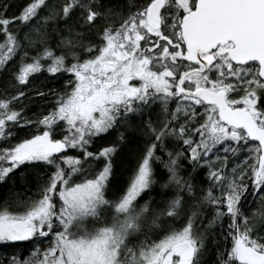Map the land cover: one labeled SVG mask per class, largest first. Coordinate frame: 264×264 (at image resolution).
<instances>
[{
    "label": "snow or ice",
    "instance_id": "snow-or-ice-1",
    "mask_svg": "<svg viewBox=\"0 0 264 264\" xmlns=\"http://www.w3.org/2000/svg\"><path fill=\"white\" fill-rule=\"evenodd\" d=\"M8 7L0 182L35 188L0 199V264H203L209 238L214 264H264V0Z\"/></svg>",
    "mask_w": 264,
    "mask_h": 264
},
{
    "label": "trees",
    "instance_id": "trees-1",
    "mask_svg": "<svg viewBox=\"0 0 264 264\" xmlns=\"http://www.w3.org/2000/svg\"><path fill=\"white\" fill-rule=\"evenodd\" d=\"M21 2H22V0H0V4H8L9 5V7L7 9V15H9V16L16 13L17 5ZM0 10H2V9H0ZM0 38H2V36H0ZM38 81H42L44 87L51 88V89H59L61 84H62V81L51 80V79L45 80L43 77H39ZM36 110H37L36 105L35 104L31 105L29 115L31 114V112H35ZM32 130L33 129H31L29 127H18L15 131H16V135L18 137H24L26 134H28ZM104 138L107 139L108 137L105 136ZM131 147H134V142H133V144L126 146L123 151L118 152L115 159H114L116 166L114 169L115 171H114V177H113V181H112L113 187H117V186H119V184L123 183V182L122 183L117 182L115 180V177L116 178H122L125 174L128 175L132 169V166H133L135 161L132 157V153L130 152ZM243 155H244V153L240 154V159H243ZM236 162L238 163L239 161H236ZM231 163H232V161H230L229 167H231ZM124 166H125L126 170H125ZM204 171H206V169L197 172L196 179L198 182L206 183V181L204 180V175H203ZM33 175H34V170L31 168L21 167L19 170L14 171L12 174L9 175L6 182H0V199H3L5 196H7L9 190L16 192V193H25L26 189L35 188L34 182L33 183H25L26 180L31 181ZM27 194H30V192ZM21 198H24V197L21 196ZM204 223L206 224L207 221L205 220ZM206 243H207V252L202 257L203 264H214L215 248H214V245L212 243V239L209 238L206 241ZM14 246L17 248L29 247L27 242H18Z\"/></svg>",
    "mask_w": 264,
    "mask_h": 264
},
{
    "label": "rangeland",
    "instance_id": "rangeland-1",
    "mask_svg": "<svg viewBox=\"0 0 264 264\" xmlns=\"http://www.w3.org/2000/svg\"><path fill=\"white\" fill-rule=\"evenodd\" d=\"M115 161H114V169H115ZM124 168H125V166H124ZM125 170H126V168H125ZM114 177V176H113ZM127 174H125L122 178H116L115 177V180L117 181V182H119V183H124L126 180H127ZM119 185H122V184H119Z\"/></svg>",
    "mask_w": 264,
    "mask_h": 264
},
{
    "label": "bare ground",
    "instance_id": "bare-ground-1",
    "mask_svg": "<svg viewBox=\"0 0 264 264\" xmlns=\"http://www.w3.org/2000/svg\"><path fill=\"white\" fill-rule=\"evenodd\" d=\"M129 174H130V172H129ZM129 174L127 175V177L129 176ZM128 179V178H127ZM123 184V183H122Z\"/></svg>",
    "mask_w": 264,
    "mask_h": 264
}]
</instances>
